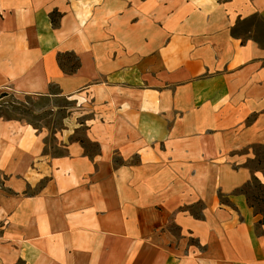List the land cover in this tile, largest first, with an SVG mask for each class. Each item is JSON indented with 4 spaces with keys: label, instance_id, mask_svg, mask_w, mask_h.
<instances>
[{
    "label": "crops",
    "instance_id": "crops-1",
    "mask_svg": "<svg viewBox=\"0 0 264 264\" xmlns=\"http://www.w3.org/2000/svg\"><path fill=\"white\" fill-rule=\"evenodd\" d=\"M52 88L63 153L0 118V264H264V0H0V96Z\"/></svg>",
    "mask_w": 264,
    "mask_h": 264
},
{
    "label": "rangeland",
    "instance_id": "rangeland-1",
    "mask_svg": "<svg viewBox=\"0 0 264 264\" xmlns=\"http://www.w3.org/2000/svg\"><path fill=\"white\" fill-rule=\"evenodd\" d=\"M51 93L50 96H15L7 94V96L0 99V118L7 120H10L8 118L21 119V122L31 123L39 130L46 129L49 132L47 151L56 155L63 153V150L58 147L55 136L64 128L67 117H70L78 107L73 101L62 97L58 89L52 88ZM77 121L84 123V119ZM82 131L83 128L78 129L75 138H82ZM258 165L257 162H254L250 164V167L256 168ZM254 188L255 185H252L250 188L251 194L256 193ZM257 193L259 192L257 191ZM170 229L177 233V229L173 225L170 226Z\"/></svg>",
    "mask_w": 264,
    "mask_h": 264
},
{
    "label": "trees",
    "instance_id": "trees-1",
    "mask_svg": "<svg viewBox=\"0 0 264 264\" xmlns=\"http://www.w3.org/2000/svg\"><path fill=\"white\" fill-rule=\"evenodd\" d=\"M59 62L61 63L60 58H59ZM77 68H78V63H75L73 65H70L69 70L71 72H75ZM5 96H7V94H3L2 96H0V99L5 97ZM8 119L11 120V119H14V118H8ZM14 120L21 121V119H14ZM29 124H31V123H29ZM259 164H260V162H259ZM252 185H255L254 189H255L256 193H252L251 194L250 188H251ZM257 191L259 193H257ZM240 192L242 194H244L245 196H247V199L249 200V202L251 204V207L255 209L257 215H260L262 217V219L259 221V225L264 226V196H263V194H264V185H262L259 182V180L254 177L252 179V181L247 186H245L243 189L240 190ZM259 206H260V208H259Z\"/></svg>",
    "mask_w": 264,
    "mask_h": 264
}]
</instances>
